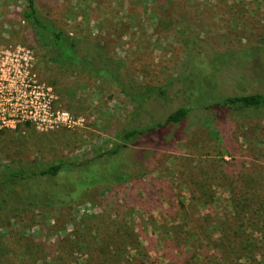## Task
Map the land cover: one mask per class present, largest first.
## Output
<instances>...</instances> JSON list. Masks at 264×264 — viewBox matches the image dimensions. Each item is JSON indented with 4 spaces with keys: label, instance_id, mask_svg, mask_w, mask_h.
Wrapping results in <instances>:
<instances>
[{
    "label": "rangeland",
    "instance_id": "rangeland-1",
    "mask_svg": "<svg viewBox=\"0 0 264 264\" xmlns=\"http://www.w3.org/2000/svg\"><path fill=\"white\" fill-rule=\"evenodd\" d=\"M36 3L44 19L78 40L79 47L91 48L93 67L103 58L112 73L52 60L53 47L21 16L24 0H0V82L13 80L0 113L34 115L0 118V178L8 168L35 163H101L79 178L76 171H64L38 185L0 188V204L7 192L0 212L7 257L0 256V264H264V204H259L264 202V111L192 109L181 126L163 131L161 144L151 136L134 140L129 148L134 166L126 180L117 186L103 182L110 172L122 173L121 159L126 166L123 151L105 166L110 160L105 151L121 131L162 121L190 101L198 85L195 79L188 86L187 75L196 74H187L190 64L204 66L227 47L256 41L264 47V0ZM178 22L197 31L192 61L179 36L167 34ZM261 59L254 65L264 72ZM228 73L218 78L226 92L233 87ZM92 180L98 182L89 185ZM73 182L87 184L81 190ZM31 190L58 195L49 204L23 205L21 195ZM234 199L246 203L242 227H216L232 218ZM257 205L263 208L259 213ZM121 218L136 240L122 241L109 228ZM108 234L113 236L107 242ZM33 243L42 251H34Z\"/></svg>",
    "mask_w": 264,
    "mask_h": 264
},
{
    "label": "trees",
    "instance_id": "trees-1",
    "mask_svg": "<svg viewBox=\"0 0 264 264\" xmlns=\"http://www.w3.org/2000/svg\"><path fill=\"white\" fill-rule=\"evenodd\" d=\"M21 16L23 20L30 25L33 33L42 41V43L49 44L53 47L54 54L50 56L52 60L58 59L67 64L82 63L91 71L98 74L109 75V73H112V71H109L110 69H108L107 61L103 58L97 62L96 67H93L94 61L88 59L91 57L89 54L91 48L86 44L80 46L85 50L86 54L82 57L79 52L80 47L78 46V40L65 33L62 29L57 28L52 22L44 19L38 10L36 0H24ZM170 28L171 29L167 31V34L171 33L179 36L181 44L184 45V48H186L187 51L186 59L192 61L196 54V51L193 50L192 43L197 35L195 27L193 25H185L178 22ZM194 46L197 47V44ZM261 55H263L264 61V47L260 42L256 41L255 43H247L243 47L232 46L218 51L207 59L204 66L199 65L200 67H198L190 64L191 66L190 69L187 70V74H189L188 71L196 74L194 78L187 75V81H189L188 86H190L195 79L198 81V85H194L195 89H193L194 91L190 101H186L168 112L162 121H154L141 127H131L121 131L116 143H114L110 149L105 151V153L110 156L108 162L109 165L107 164L105 166H110L112 164V159L121 151L126 153L124 157L127 162L126 166L124 167V164H122L123 159H121L120 163H118V167L123 174L110 172L104 177L103 182L108 180L112 185L117 186L118 183L126 180L129 174L127 171H130L132 166H134V161L130 156L131 153H129V148L136 143L134 140L151 136V138H155V142L161 144L165 139L163 131L171 126H181L189 117L192 109L194 110L198 108L202 111H206L208 114L215 111L232 112L237 114L250 110L264 111V72L262 70H257L254 65L255 61L257 64H260L259 60L261 59ZM188 65L189 64H187V67ZM224 70L229 71L227 78L232 81L233 87H231V91L229 92L219 89L221 85L218 78ZM164 90L158 89V93L164 94ZM189 91L190 90L186 91V93H189ZM137 106L138 108H141L142 103L137 104ZM129 143L131 144L127 148ZM99 163L101 162L87 163V161L74 162L62 159L50 164L35 163L32 167L8 168L4 171V177L0 178V188L4 191H8L12 186L19 182H24L31 186L34 184L38 185V180L55 177L64 171H76V177L79 178L83 174L91 172L92 168ZM225 174H223L222 177H226ZM95 182L98 181L92 180L89 181L88 184L91 185ZM99 182L103 183L101 181ZM85 185H78L77 182H73V187L75 189L82 190ZM39 191L40 192H38V190H31L27 195H25V193L22 194L21 198L26 197L23 205L40 204V202L49 204L52 203L51 197L58 195L54 191H52V193L48 190ZM5 194L1 199L0 212H2V206L6 200ZM21 198L20 201L22 200ZM259 204H264V202L260 201ZM231 205L233 207L232 218L216 223V227H242L241 222L244 215L241 214V210L246 206V203L242 200L234 199ZM256 208L255 211L258 213L263 210L261 205H257ZM119 220L120 222H118L115 227H109L114 229L113 232L119 237L118 239L122 241L136 240L138 237L135 235L132 227L129 226L123 218ZM237 221L240 222L237 223ZM104 228L106 229L107 227ZM5 230H7L6 227ZM1 236L2 234H0V256L2 260H6L7 255L6 252H4L6 245L2 244L3 241L1 240ZM111 236L113 235L108 234L106 237L107 239L104 240H111ZM31 248L34 251H42L43 246L38 243H33Z\"/></svg>",
    "mask_w": 264,
    "mask_h": 264
},
{
    "label": "flooded vegetation",
    "instance_id": "flooded-vegetation-1",
    "mask_svg": "<svg viewBox=\"0 0 264 264\" xmlns=\"http://www.w3.org/2000/svg\"><path fill=\"white\" fill-rule=\"evenodd\" d=\"M17 69L21 71L20 67H17ZM11 81H13V80L9 79V80H7L5 82H0V105L2 104L3 100L6 101V99L8 97V94L10 93L8 91V86H9ZM17 82H19V84L22 85V80L21 81L17 80ZM21 90L24 91L23 89H21ZM6 109H8V107H6ZM33 117H34L33 114H20V113H14V112L0 113V118H13V119H16V118H33Z\"/></svg>",
    "mask_w": 264,
    "mask_h": 264
},
{
    "label": "built area",
    "instance_id": "built-area-1",
    "mask_svg": "<svg viewBox=\"0 0 264 264\" xmlns=\"http://www.w3.org/2000/svg\"><path fill=\"white\" fill-rule=\"evenodd\" d=\"M32 93H33V98L35 99V102L38 100V91H35L34 92V90L32 91ZM34 106V105H33ZM37 106V105H36ZM6 107V106H5ZM35 107V106H34Z\"/></svg>",
    "mask_w": 264,
    "mask_h": 264
}]
</instances>
